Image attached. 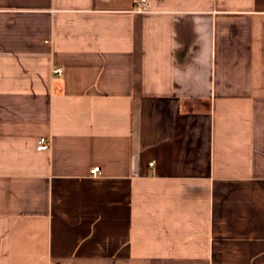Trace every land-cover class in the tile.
<instances>
[{
    "label": "crops",
    "instance_id": "obj_1",
    "mask_svg": "<svg viewBox=\"0 0 264 264\" xmlns=\"http://www.w3.org/2000/svg\"><path fill=\"white\" fill-rule=\"evenodd\" d=\"M142 6L0 0V264H264V0Z\"/></svg>",
    "mask_w": 264,
    "mask_h": 264
},
{
    "label": "built area",
    "instance_id": "obj_2",
    "mask_svg": "<svg viewBox=\"0 0 264 264\" xmlns=\"http://www.w3.org/2000/svg\"><path fill=\"white\" fill-rule=\"evenodd\" d=\"M143 2H145V0H136L137 9H138L139 11L144 10V8H143V6H142V3H143ZM53 72H54L55 74H60V73L62 72V70H61L60 67H57V68H54V69H53ZM49 146H50V141L48 140L47 137H45V136H41V137L38 138V140H37V146H36V148H37L38 150H44V149H47V148H49ZM99 169H100L99 166H97V165H96V166H93V167L90 169V173H91L92 175H96V174L98 173Z\"/></svg>",
    "mask_w": 264,
    "mask_h": 264
}]
</instances>
